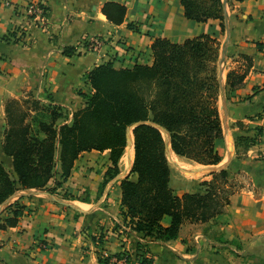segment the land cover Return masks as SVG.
Wrapping results in <instances>:
<instances>
[{
    "label": "crops",
    "instance_id": "crops-1",
    "mask_svg": "<svg viewBox=\"0 0 264 264\" xmlns=\"http://www.w3.org/2000/svg\"><path fill=\"white\" fill-rule=\"evenodd\" d=\"M108 2L125 8L121 25L111 24L102 14L101 9ZM29 4L43 6V23L29 18L26 13ZM225 9L230 28L220 78L225 107L220 95L217 105L221 119V104L227 133L223 131L215 149L221 157L220 150L227 149L226 162L231 142L234 152L235 135L244 134L235 126L238 122L245 130L250 129V134L254 128L262 133L258 142L243 153L244 159L238 167L247 181L230 197L223 213L199 224L204 227L199 232H191V226L184 223L172 241L143 238L131 232L128 222L120 215V180L107 183L105 193L99 196L104 173L110 166L108 151L84 152L58 191L68 195L64 202L78 205L86 212L59 204L53 199L55 196L45 191H39L45 194L33 192L38 190L17 191L7 205L18 201L24 207L23 215L14 227L0 230V263L100 264V258L116 264L114 255L120 258L123 252L129 257L126 264L264 262V0H226ZM129 24L136 26L137 31L129 29ZM200 35L220 42V60L224 42L220 22L196 23L185 19L179 0H0V162L3 167L13 173L12 161L1 149L8 101L25 99L29 93L37 100L64 108L69 122L72 113L83 106L77 92L89 90L86 75L93 68L106 62H111L115 69L150 65L151 44L155 39L180 44ZM93 38L101 40L100 49L84 51L83 41ZM70 49L73 54L68 56L65 51ZM231 70L246 71V75L243 86L227 98L225 81ZM130 150L121 158L119 170L120 165L128 170L131 161L127 166L124 159ZM169 157L170 163L190 170L173 153ZM176 179L181 186L176 192L178 197L195 191V185L170 171V185ZM187 185L192 189H186ZM52 186L50 182L49 187ZM5 207L0 210L1 218L6 216ZM169 223V217L162 218L163 227ZM101 235H105L106 242L100 239ZM39 244H45L46 249H39Z\"/></svg>",
    "mask_w": 264,
    "mask_h": 264
},
{
    "label": "trees",
    "instance_id": "trees-1",
    "mask_svg": "<svg viewBox=\"0 0 264 264\" xmlns=\"http://www.w3.org/2000/svg\"><path fill=\"white\" fill-rule=\"evenodd\" d=\"M179 1L185 19L196 23L218 20L221 32H225L222 0ZM101 12L111 24L123 23L122 5L108 2ZM134 27L128 25L137 31ZM151 51L150 65L115 69L106 62L89 71V93L78 92L83 106L72 113L69 122L65 109L51 102L27 96L6 103L1 149L11 159L13 173H8L0 162V206L19 190L53 195L67 181L75 161L84 152L108 151L110 166L104 174V187L120 173L127 128L137 122L160 126L168 134L171 152L179 158L201 166L221 163L222 157L215 149V142L223 137L217 105L220 42L208 35L180 44L155 39ZM65 54L71 56L73 51L66 50ZM245 75L246 71L227 73V98L243 86ZM235 126L244 134L235 135L234 148L245 153L258 142L261 129L254 128L250 134L251 130H245L240 122ZM131 135L132 169L127 178L119 181L120 215L131 232L168 242L178 237L184 223H208L223 213L234 194L224 186L230 178L228 171L236 168L234 162L210 174L211 180L199 184L201 192L178 197L169 186L163 133L146 124L135 128ZM132 176L135 180H131ZM23 209L18 201L7 205L3 211L6 216L0 217V230L14 227ZM165 216L170 219L167 227L161 225ZM98 262L108 264L107 259L99 258Z\"/></svg>",
    "mask_w": 264,
    "mask_h": 264
},
{
    "label": "rangeland",
    "instance_id": "rangeland-1",
    "mask_svg": "<svg viewBox=\"0 0 264 264\" xmlns=\"http://www.w3.org/2000/svg\"><path fill=\"white\" fill-rule=\"evenodd\" d=\"M225 26L227 27L228 25L225 23ZM229 27V26H228ZM134 28H136V27H134ZM137 29V28H136ZM133 31V30H132ZM225 33H226V30H225V32H221V36H222V40H224V38H225ZM80 92H82V91H80ZM84 93H89V90H86V91H84ZM30 94L28 93V95H25V96H29ZM77 95H78V92H77ZM21 100V99H20ZM219 110H220V112H221V123H222V129H223V131H224V134L225 133H227V125H226V122H225V120H224V115L222 114V107H221V104H219ZM66 116H67V113H66ZM68 122V121H67ZM219 148H221L220 146H219ZM130 148H128L127 147V145H126V147H125V149H124V151H123V155H122V158H123V156H125V153L127 152V150H129ZM222 151V161H221V163L219 164V165H222L223 163H224V161H225V159L227 158V149L226 148H222L221 150H220V152ZM108 155H109V153H108ZM171 158H172V160H174L173 159V157H172V155H171ZM243 159H244V155H243V152L242 151H237L236 152V150H235V148H234V152H233V161L232 162H235V164H236V169H234V171L233 170H231V171H228L229 172V175H230V178H229V180L226 182V184L224 185L225 186V188H226V190L227 191H232V192H234V193H236V192H238L239 191V189L241 188V187H243L244 185H245V181H247L246 180V178H245V174L243 173V172H241V169L238 167V165H239V163H241L242 161H243ZM121 160V159H120ZM109 161V160H108ZM124 161H125V159H124ZM171 161V160H170ZM175 162V161H174ZM180 163H182L183 165H186V166H189L190 168V170H195V169H204L205 168V166H201V165H198V164H195V163H192V162H189V161H187V160H185V159H183V158H181L180 159V161H179ZM110 163V162H109ZM120 163V162H119ZM168 164H169V167H170V171H171V173H172V175L173 176H176V177H181V178H186V180H188V181H190V183H191V185H195L194 187H195V191H193V192H201L202 190H203V187H200L199 186V184H201V183H203V182H207V181H209V180H211V177H210V174L208 175V174H206V175H194V174H191V173H184L182 170L183 169H186L185 167H182V166H180V168L181 169H175L169 162H168ZM127 166H129L128 164H127ZM128 170H124L123 169V167H122V165H120V173L119 174H125L126 172H127ZM106 172V171H105ZM105 174V173H104ZM118 174V175H119ZM117 175V176H118ZM103 180H104V176H103ZM112 180H114V178L112 179ZM111 180V181H112ZM131 180H135V178L132 176L131 177ZM110 181V182H111ZM103 182V181H102ZM110 182H108V183H110ZM178 184H179V182L177 181V179L174 181V182H172V185H170V182H169V186H170V188H171V190L173 191V193L174 194H176V192L177 191H179V190H181V186H178ZM108 184H106L104 187L102 186V184H101V188L99 189V196H101L103 193H105L104 192V190H105V188H106V186H107ZM186 187V189L187 188H189V190L190 189H192V186L191 187H189L188 185L187 186H185ZM20 191V190H19ZM54 194L53 195H51V196H55V197H59L60 198V200H64L63 198H65V199H69V197H68V195L67 194H65V193H62V192H59L58 191V189H55L54 190ZM193 192H191V193H193ZM85 194V193H84ZM68 204H71L70 202H68ZM99 204H100V201H99ZM71 205H73V206H76V207H78V205H75V204H71ZM97 207V206H96ZM78 208H80V207H78ZM92 208V207H91ZM189 226H191L190 227V230H191V232H199V231H202L203 230V228L204 227H200L199 226V224L200 223H187ZM116 229V228H115ZM105 235H101V237H100V239L102 240H104V242H106L107 240L105 239V237H104ZM99 241V240H98ZM122 254V253H121ZM115 255H117V254H115ZM114 255V256H115ZM121 258V257H120ZM119 258V255H117V258L116 259H120ZM127 258H129L128 256L126 257V259ZM146 260H148V259H146ZM149 264H150V262H149ZM255 264H264V262L263 261H260V262H257V263H255Z\"/></svg>",
    "mask_w": 264,
    "mask_h": 264
},
{
    "label": "water",
    "instance_id": "water-1",
    "mask_svg": "<svg viewBox=\"0 0 264 264\" xmlns=\"http://www.w3.org/2000/svg\"><path fill=\"white\" fill-rule=\"evenodd\" d=\"M223 1V5H224V9L226 8V0H222ZM227 12H226V9H225V22L227 24ZM228 25V24H227ZM229 38H230V28L227 26L226 27V33H225V38H224V42L221 46V56H220V60H219V67H220V70H219V80L221 78V67L222 65L224 64L225 62V58H226V49H227V44L229 42ZM221 83V81H220ZM220 98L223 102V108L225 107V104H224V97H223V94L220 93ZM225 110V109H224ZM146 124H149L151 125L152 127L158 129L160 132L163 133L164 135V138H165V152H166V158H167V161L170 163V157H169V153L171 152V149H170V143H169V138H168V134L158 125H154V124H150V123H146V122H137V123H134L132 125H130L128 128H127V147L128 148H131V152H132V160H131V164L128 168V171L125 173V174H119L118 176H116L114 178V180L112 181H116V180H123L125 178H127L129 175H130V172H131V169H132V164H133V158H134V149H133V137H132V131L139 127V126H142V125H146ZM231 150L230 152L228 153V159L226 160V162H224L222 165H217V166H205L204 169H195V170H187V169H183L182 171L184 173H191V174H194V175H206V174H213V173H216V172H220L221 170H225L227 169V167L229 166L230 162H231V159H232V155H233V143L231 142ZM172 153V152H171ZM175 169H181L177 164H172L170 163ZM28 192H31L33 190H26ZM35 193H38V194H45L43 192H39V191H33ZM11 198H9L4 204H2V206L0 207V210H2L5 206H7L8 202L10 201ZM56 202H58L59 204L63 205V206H66L68 208H71L73 210H76L78 212H86V211H83L81 210L80 208L76 207V206H73L71 204H68L67 202H64L63 200H60V199H56L55 197L53 198Z\"/></svg>",
    "mask_w": 264,
    "mask_h": 264
},
{
    "label": "built area",
    "instance_id": "built-area-1",
    "mask_svg": "<svg viewBox=\"0 0 264 264\" xmlns=\"http://www.w3.org/2000/svg\"><path fill=\"white\" fill-rule=\"evenodd\" d=\"M26 13L29 16V18H31L32 20L38 22V23H43L44 21V15H45V10L43 8L42 5H38V4H29L27 9H26ZM102 46V42L100 39L97 38H93L91 40H88L86 42L83 41V46L82 49L86 52H91V51H97L100 49V47ZM39 249H46V245L45 244H39L38 245ZM127 254L126 253H122L121 258L115 259L113 260L114 263H119V264H126L128 258L126 259ZM2 264V263H0ZM149 264V263H146Z\"/></svg>",
    "mask_w": 264,
    "mask_h": 264
},
{
    "label": "bare ground",
    "instance_id": "bare-ground-1",
    "mask_svg": "<svg viewBox=\"0 0 264 264\" xmlns=\"http://www.w3.org/2000/svg\"><path fill=\"white\" fill-rule=\"evenodd\" d=\"M131 149V148H130ZM131 157H132V154H131V150L128 152V154L126 155V158H125V162L129 165L130 164V161H131Z\"/></svg>",
    "mask_w": 264,
    "mask_h": 264
}]
</instances>
